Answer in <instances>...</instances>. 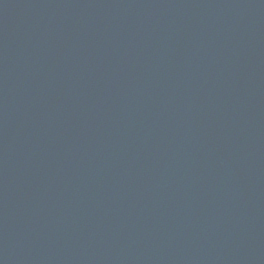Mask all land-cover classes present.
I'll list each match as a JSON object with an SVG mask.
<instances>
[{
    "label": "water",
    "instance_id": "water-1",
    "mask_svg": "<svg viewBox=\"0 0 264 264\" xmlns=\"http://www.w3.org/2000/svg\"><path fill=\"white\" fill-rule=\"evenodd\" d=\"M0 264H264V0H0Z\"/></svg>",
    "mask_w": 264,
    "mask_h": 264
}]
</instances>
